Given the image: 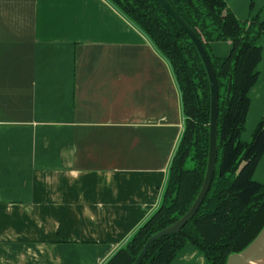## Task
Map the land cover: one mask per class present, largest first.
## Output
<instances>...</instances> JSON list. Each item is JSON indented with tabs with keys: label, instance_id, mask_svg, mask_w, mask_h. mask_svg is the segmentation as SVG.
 Wrapping results in <instances>:
<instances>
[{
	"label": "crops",
	"instance_id": "obj_1",
	"mask_svg": "<svg viewBox=\"0 0 264 264\" xmlns=\"http://www.w3.org/2000/svg\"><path fill=\"white\" fill-rule=\"evenodd\" d=\"M260 42L245 140L264 117ZM184 128L170 62L109 0H0V264H105L161 206ZM171 264L207 260L187 243Z\"/></svg>",
	"mask_w": 264,
	"mask_h": 264
},
{
	"label": "trees",
	"instance_id": "obj_2",
	"mask_svg": "<svg viewBox=\"0 0 264 264\" xmlns=\"http://www.w3.org/2000/svg\"><path fill=\"white\" fill-rule=\"evenodd\" d=\"M143 31L170 62L182 96L185 128L169 169L161 206L126 246L105 264H133L148 238L191 207L204 182L210 145L211 86L201 55L188 33L158 0H109ZM201 38L219 85L218 157L210 190L198 212L176 234L156 240L141 264H171L187 243L207 264H227L264 227V182L254 179L264 154V117L250 141L242 139L258 78L264 19L242 20L227 0H167ZM230 41L231 52L215 54L212 43Z\"/></svg>",
	"mask_w": 264,
	"mask_h": 264
},
{
	"label": "water",
	"instance_id": "obj_3",
	"mask_svg": "<svg viewBox=\"0 0 264 264\" xmlns=\"http://www.w3.org/2000/svg\"><path fill=\"white\" fill-rule=\"evenodd\" d=\"M165 10L171 15V17L188 33L192 41L196 45L201 58L205 64L208 76L210 79L211 86V113H210V145H209V156L208 164L206 169V174L202 187L191 205V207L186 211V213L181 216L174 223L164 227L163 229L152 234L147 242L144 244L142 250L137 256L133 264H141L151 245L161 237L170 234H176L181 231V229L190 221L193 216L198 212L201 205L203 204L211 184L214 179L217 157H218V119H219V85L217 74L214 69L211 58L201 40L199 35L195 30L178 14V12L171 6L167 0H158ZM264 244V227L257 235V237L242 251L235 252L228 257L227 264H248L251 261L252 255Z\"/></svg>",
	"mask_w": 264,
	"mask_h": 264
},
{
	"label": "bare ground",
	"instance_id": "obj_4",
	"mask_svg": "<svg viewBox=\"0 0 264 264\" xmlns=\"http://www.w3.org/2000/svg\"><path fill=\"white\" fill-rule=\"evenodd\" d=\"M248 264H264V244L255 255H252L251 261Z\"/></svg>",
	"mask_w": 264,
	"mask_h": 264
},
{
	"label": "rangeland",
	"instance_id": "obj_5",
	"mask_svg": "<svg viewBox=\"0 0 264 264\" xmlns=\"http://www.w3.org/2000/svg\"><path fill=\"white\" fill-rule=\"evenodd\" d=\"M244 132H245V131H244ZM244 132H243V133H244ZM252 135H253V132H252V134H251V136L249 137V139H248V140H245V139L243 138V135H242V139H243V140H245V141H250V140H251V138H252Z\"/></svg>",
	"mask_w": 264,
	"mask_h": 264
}]
</instances>
